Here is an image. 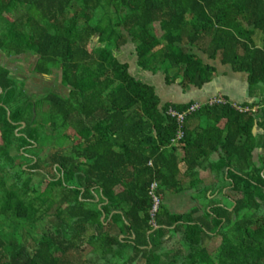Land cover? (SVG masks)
<instances>
[{
  "label": "trees",
  "instance_id": "1",
  "mask_svg": "<svg viewBox=\"0 0 264 264\" xmlns=\"http://www.w3.org/2000/svg\"><path fill=\"white\" fill-rule=\"evenodd\" d=\"M130 39L139 69L163 73L168 86L202 89L213 80L216 69L193 48L250 74L252 87L264 83V0H0V53L37 58L36 75L58 72L70 90L38 103L0 67V193L22 234L0 233V264H264V165L253 162L264 147L254 132L260 114L205 107L170 146L177 124L167 112L190 105L161 107L155 88L114 57ZM200 117L214 125L197 137L187 123ZM58 133L71 147L49 141ZM212 139L225 153L222 170L233 171L234 205L196 216L199 209L173 215L163 202L151 225V185L163 195L182 191L180 165L195 178ZM47 218L29 245L23 232Z\"/></svg>",
  "mask_w": 264,
  "mask_h": 264
},
{
  "label": "crops",
  "instance_id": "2",
  "mask_svg": "<svg viewBox=\"0 0 264 264\" xmlns=\"http://www.w3.org/2000/svg\"><path fill=\"white\" fill-rule=\"evenodd\" d=\"M262 39L263 34L257 33L255 40L259 47L262 46ZM98 41L99 38L95 37L91 42V47L94 48L95 46H99ZM193 54L199 57L206 65L216 69L213 80L202 89L191 87L188 90H184L178 84L168 86L163 73L159 72L157 74H152L143 72L138 67L136 45L131 39L120 50L115 51L114 57L117 58L120 63L130 65L131 73L134 77L141 80L144 84L155 88L156 94L161 101V107L166 104H174L177 106H188L191 104L206 105L212 99L221 97L231 104L254 109L255 112L253 113L260 114L254 132L257 135V141L264 142V83L252 87L250 74L236 72L232 66L222 64L220 58L213 60L208 51L205 53L203 48H193ZM11 73L13 77V72L11 71ZM58 74L59 73L56 72L52 76ZM59 76L61 78L60 74ZM42 77L47 79L52 78L51 76ZM39 89L40 87H38V91ZM61 89H63L66 95L63 96L62 93L59 95L68 98L70 96V90L64 88L62 82L60 90ZM50 92L53 93L52 90ZM209 124L213 126L214 122L209 123L205 117L190 118L187 127L194 136L199 137L203 135L201 129L206 128ZM216 127L224 129L226 127V119L218 121ZM214 143L212 139L209 145L213 147ZM213 148L210 155L205 157L203 155L202 165L197 170L195 178L189 179L184 177L185 166L183 164L180 165L182 174L180 179L183 190L180 192L168 191L163 195V202L171 214L186 215L191 214L195 209H199V213L196 214V216H198L202 214L206 208L211 206L207 205L206 199L209 202L219 200V202H217L219 205L216 206L220 207H231L234 205V200L229 198L235 197L233 194L235 185L229 178L230 173L233 171L231 169L222 170L220 162L221 159L225 157V153L222 152L219 146ZM200 151V147H197L196 150L194 149L195 153H199ZM183 152L184 151L180 148L178 151L179 158L183 157ZM253 162L258 168L264 165V147H257L253 151Z\"/></svg>",
  "mask_w": 264,
  "mask_h": 264
},
{
  "label": "rangeland",
  "instance_id": "3",
  "mask_svg": "<svg viewBox=\"0 0 264 264\" xmlns=\"http://www.w3.org/2000/svg\"><path fill=\"white\" fill-rule=\"evenodd\" d=\"M37 61H38V59L33 57V56H22V57H18V58H7L2 53H0V67L10 69L13 72L14 78L26 83V90H27L28 94L35 101H38V103H41V102H39L40 100L42 101V99L44 97H46L47 95L52 93V92H50L51 90L53 91V93H58V94L62 93V95L65 96L66 94L63 92V89L60 90L61 78H60L59 74L55 75V76H51L52 77L51 79H47V78H44L42 76H38L34 73V67L37 64ZM38 87H40L39 91H38ZM40 107L41 106L39 105V108ZM48 109H49V105L45 107V111H48ZM44 114H45V112H42L40 114V120L41 121L44 120ZM49 133H51V130H49ZM49 141H54L52 143H56V144H58V143H60L62 145L65 144L66 148L71 147V145H72V142L69 141V139L66 136L63 137L59 133L58 134H50ZM54 145L55 144H52L51 147ZM51 152H52V149H50V147H49L47 150H45L41 154V158L46 159ZM24 169H26V168H24ZM46 171L52 172L50 168H46ZM7 181H8V179H7ZM47 184L44 186V188L47 187ZM8 185H10V184H8ZM8 185L6 186V188L10 189V188H8V187H10ZM206 201H207V205H209V206L210 205H219L217 203V202H219V200L209 202L206 199ZM3 208H4V202L2 200V195L0 193V233L4 236L14 235L17 237H21L22 234L18 230L17 224L14 223L13 221H11L10 218H8L7 214L3 213ZM54 211H56V209ZM54 211H52V213ZM47 223H50V218H47V220L45 222H40L39 228L37 226V230L33 234L27 232L25 229V231L23 233L25 234V240L29 245L34 246L35 239L40 237V233L42 232L44 225ZM213 243L218 244L219 240H215Z\"/></svg>",
  "mask_w": 264,
  "mask_h": 264
},
{
  "label": "built area",
  "instance_id": "4",
  "mask_svg": "<svg viewBox=\"0 0 264 264\" xmlns=\"http://www.w3.org/2000/svg\"><path fill=\"white\" fill-rule=\"evenodd\" d=\"M227 106L231 107L232 109H234L236 112L239 113L255 112L254 109L241 107L236 104H231L227 100L221 97L212 99L206 105L191 104L188 107V109L182 112L170 108L167 112V116L170 117L172 120H174L177 124V131L175 133V136L172 138L170 142L171 144L170 146L180 145L185 139V135H186L185 127H186L187 119L189 117L197 114L205 107L214 108V107H227ZM150 166H153L152 163L150 164ZM150 196L153 201V207L151 210V225L157 226L156 217L160 212V207L163 203V194L160 192V185L157 181H155L150 187Z\"/></svg>",
  "mask_w": 264,
  "mask_h": 264
},
{
  "label": "water",
  "instance_id": "5",
  "mask_svg": "<svg viewBox=\"0 0 264 264\" xmlns=\"http://www.w3.org/2000/svg\"><path fill=\"white\" fill-rule=\"evenodd\" d=\"M0 92H1V89H0ZM8 115H10V113H8ZM24 126H26V124H24ZM105 218V215L103 216V218L102 219H104Z\"/></svg>",
  "mask_w": 264,
  "mask_h": 264
}]
</instances>
